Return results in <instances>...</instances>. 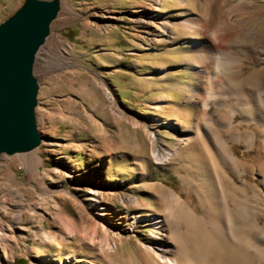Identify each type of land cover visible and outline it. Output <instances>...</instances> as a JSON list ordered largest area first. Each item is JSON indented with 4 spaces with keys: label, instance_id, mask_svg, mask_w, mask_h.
Wrapping results in <instances>:
<instances>
[{
    "label": "rangeland",
    "instance_id": "obj_1",
    "mask_svg": "<svg viewBox=\"0 0 264 264\" xmlns=\"http://www.w3.org/2000/svg\"><path fill=\"white\" fill-rule=\"evenodd\" d=\"M24 1L0 0V23ZM60 1L61 10L33 67L39 84L35 115L41 144L29 152L0 156V203L8 208L0 210L5 220L0 241L5 226H13L0 264H42L39 257L49 261L54 253L64 264H70V253L76 260L71 264H152L145 244H150L154 229L136 223L131 214L160 210L154 196L160 190H177L191 205L197 202L179 177L186 175V154L162 165L152 163L154 116L168 114L165 100L190 106L187 95L193 90H184L178 81L191 80L194 66L203 61L197 52H183L187 47L182 41L171 45L147 16L160 10L174 20L182 10L205 15L210 7L220 6L226 38L218 42L207 34L212 46L253 44L238 37L242 29L258 33L257 44L264 46V0H187L183 6L174 0ZM214 62L212 58L209 65ZM161 67L168 69L161 73ZM261 67L245 60L243 73ZM243 86L257 88L246 82ZM234 121L241 122L239 129L245 133L247 123L239 113ZM157 129L163 144L177 143L175 131ZM232 151L244 154L240 178L258 190L257 218L264 227L261 175L250 166L257 161L255 151L243 141L235 142ZM34 152L40 162L28 171L21 158ZM14 192L21 193L22 200L18 222L12 216L19 202ZM102 227L108 230L106 239ZM184 262L180 258L179 263Z\"/></svg>",
    "mask_w": 264,
    "mask_h": 264
},
{
    "label": "bare ground",
    "instance_id": "obj_2",
    "mask_svg": "<svg viewBox=\"0 0 264 264\" xmlns=\"http://www.w3.org/2000/svg\"><path fill=\"white\" fill-rule=\"evenodd\" d=\"M155 1L157 4L161 2ZM174 1L181 6L187 3V0ZM221 10L220 6H213L205 15L182 10L174 20L160 10H151L147 16L171 45L182 41L187 47L183 52L190 55L197 52L203 61V64L197 62L194 66L191 80L179 78L178 81L184 90H193L192 95H187L190 106L165 100L163 108L168 114L154 116L157 125L150 136L152 163L162 165L186 154L182 162L186 175L179 177L197 195V202L191 205L177 190H160L154 195L161 204L160 210L131 214L130 218L136 223L143 222L154 229L150 244H145L152 264H180L182 257L185 261L182 264H264V227L257 218L260 209L255 201L258 190L241 180L243 168L240 162L245 157L232 151L234 143L242 141L255 151L257 161L250 165L251 171L258 170L264 189V46L257 44L258 33L245 29L239 30L238 37L250 39L253 44L212 46L207 34H212L218 42L222 37L226 38L227 25L221 20ZM230 19L234 23L240 20ZM179 30L184 34L178 36ZM212 58L215 62L210 66ZM245 60L260 63L263 67L244 75ZM167 69L161 67L158 71L164 73ZM244 82L255 85L256 90L243 86ZM211 105H214L213 109ZM236 113L247 123L245 133L239 129L241 122L234 121ZM159 126L175 131L177 143L174 146L158 140ZM225 133L228 136L225 137ZM21 161L28 171L33 170L38 167L40 156L34 152L30 158L22 156ZM14 193L19 202L12 216L18 222L21 193ZM2 209L8 210L0 203ZM0 223L5 224L1 211ZM7 226L0 241L1 254H6L11 240L8 232L13 226ZM101 231L106 239L108 230L102 227ZM107 248L113 246L108 244ZM178 254L182 257L179 258ZM56 256L54 253L49 261L64 264ZM68 257L70 264L76 261L73 253ZM39 260L42 264L49 262L42 257Z\"/></svg>",
    "mask_w": 264,
    "mask_h": 264
},
{
    "label": "water",
    "instance_id": "obj_3",
    "mask_svg": "<svg viewBox=\"0 0 264 264\" xmlns=\"http://www.w3.org/2000/svg\"><path fill=\"white\" fill-rule=\"evenodd\" d=\"M60 10V0H25L0 23V156L29 152L41 144L33 67Z\"/></svg>",
    "mask_w": 264,
    "mask_h": 264
}]
</instances>
